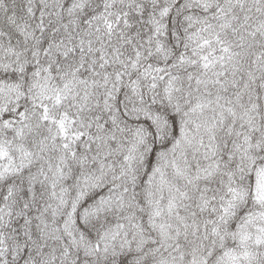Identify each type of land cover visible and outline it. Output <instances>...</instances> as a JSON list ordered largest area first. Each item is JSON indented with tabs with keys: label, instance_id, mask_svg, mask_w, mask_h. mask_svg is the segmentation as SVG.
I'll list each match as a JSON object with an SVG mask.
<instances>
[{
	"label": "snow or ice",
	"instance_id": "obj_1",
	"mask_svg": "<svg viewBox=\"0 0 264 264\" xmlns=\"http://www.w3.org/2000/svg\"><path fill=\"white\" fill-rule=\"evenodd\" d=\"M0 264H264V0H0Z\"/></svg>",
	"mask_w": 264,
	"mask_h": 264
}]
</instances>
